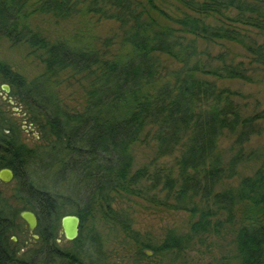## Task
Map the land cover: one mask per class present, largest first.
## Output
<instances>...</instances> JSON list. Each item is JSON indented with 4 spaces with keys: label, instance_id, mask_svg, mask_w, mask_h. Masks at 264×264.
<instances>
[{
    "label": "trees",
    "instance_id": "16d2710c",
    "mask_svg": "<svg viewBox=\"0 0 264 264\" xmlns=\"http://www.w3.org/2000/svg\"><path fill=\"white\" fill-rule=\"evenodd\" d=\"M167 2L180 4L182 16L170 17L160 7ZM81 12L117 21L131 53L106 59L95 49L50 42L28 25L37 13L68 18ZM152 13L176 27L159 24ZM186 36L194 39L187 41ZM0 37L15 46L28 45L44 60L41 81L62 72L91 79L84 111L69 113L45 86L28 85L0 61V74L20 102L37 119H45L42 133L48 141L29 148L13 127L0 124V171L14 172L20 200L38 217L35 235L40 244L30 254L17 251L13 237L20 239L22 218L0 192V264H35L38 256L51 264L66 257L56 239L60 217L77 215L82 227L94 210L111 211L115 197L122 194L154 202L165 194L166 207L200 215L191 228L196 237L209 231L216 216L226 215L233 223L242 207L244 219L237 232L241 264H264V165L239 187L217 191L249 158L243 147L261 133L262 119L259 114L244 115L240 94L220 88L217 81H250V76L243 62L228 63L226 52L212 56L199 51L195 40L238 44L252 64L264 69V40H258L264 38V0H0ZM163 57L181 66L171 69ZM226 132L235 137L236 150L228 161L218 143ZM142 137L155 142L156 163L173 158V164L153 163L134 171L131 147ZM35 164L66 191L36 184L26 175ZM188 242L190 237L170 234L151 250H182Z\"/></svg>",
    "mask_w": 264,
    "mask_h": 264
},
{
    "label": "rangeland",
    "instance_id": "374dc122",
    "mask_svg": "<svg viewBox=\"0 0 264 264\" xmlns=\"http://www.w3.org/2000/svg\"><path fill=\"white\" fill-rule=\"evenodd\" d=\"M38 1L40 0H32V4ZM160 7L170 17L182 16L183 7L178 3L167 2L160 4ZM152 16L163 26L176 27L170 19L158 13H152ZM28 25L50 42H66L83 49H95L106 59L124 58L132 51V47L123 41L120 24L97 15L81 12L68 18H57L37 13L30 16ZM247 34L254 37L252 33ZM186 38L187 41L194 39L192 36ZM195 40L199 51H207L212 56L226 52L228 63H244L250 81L228 79L217 81V84L220 88L240 94L238 103L243 107L244 115L259 114L262 117L259 121L261 133L254 135L243 147L245 156L249 158L239 165L237 175L224 180L217 191L237 188L243 178L254 176L264 165V69L252 64L248 53L238 44L227 41L211 44L201 39ZM258 40L263 41L264 38ZM0 61L7 64L13 72L20 74L28 85L36 83L38 86H45L48 95L51 94L56 99L64 112L84 111L91 88V79L85 75L62 72L49 80L41 81L40 79L46 75L44 60L38 54H32L28 45L15 46L2 37ZM163 62L171 69H179L181 66L168 57H163ZM5 87L9 88V92L5 91ZM14 93L13 88L0 74V124H5L7 128L13 127L18 132L21 142L27 147L40 148L48 143L42 133V125L47 123L43 117L37 119L30 113L27 106L20 102L18 95ZM31 119H35V123H32ZM48 130L47 126L46 131ZM234 140L235 137L228 132L219 139V151L226 161L236 152L233 150ZM131 153L134 158V171L153 163L164 162L172 165L174 161L173 158H165L156 163V144L151 138L146 137H142L131 147ZM36 165L26 173L36 184H46L49 189L58 192L66 191L65 185L56 183L50 173L47 174ZM0 192L20 215L23 211H31L25 207L23 200H20L17 180L14 179L10 183L0 181ZM164 197L165 194H160L154 202L144 196L127 194L116 196L111 211L96 209L87 217L80 229L78 241L77 239L68 241L64 237L61 216L56 239L66 257L54 258L51 264H241L237 232L244 219L242 207L237 209L233 223L227 222L226 215L216 216L212 219L209 231L196 237L192 234L191 228L199 220L200 215L170 209L162 204ZM218 221L220 225L216 227ZM18 225L20 239L13 237L15 248L24 255L36 252L40 247L37 242L39 237L35 238L37 236L35 232H30L22 219ZM170 234L185 239L190 237V242L182 250L161 253L151 250L163 244ZM35 264H47L46 259L35 257Z\"/></svg>",
    "mask_w": 264,
    "mask_h": 264
},
{
    "label": "water",
    "instance_id": "95a60500",
    "mask_svg": "<svg viewBox=\"0 0 264 264\" xmlns=\"http://www.w3.org/2000/svg\"><path fill=\"white\" fill-rule=\"evenodd\" d=\"M9 92V88H4ZM15 174L11 169H2L0 171V181L3 183H10L14 180ZM22 220L26 223L30 232H35L38 228L39 220L33 211H23L21 213ZM61 227L64 237L68 241H75L80 235L81 219L77 215H66L61 220ZM38 236H35V238Z\"/></svg>",
    "mask_w": 264,
    "mask_h": 264
},
{
    "label": "bare ground",
    "instance_id": "6f19581e",
    "mask_svg": "<svg viewBox=\"0 0 264 264\" xmlns=\"http://www.w3.org/2000/svg\"><path fill=\"white\" fill-rule=\"evenodd\" d=\"M35 234V233H34Z\"/></svg>",
    "mask_w": 264,
    "mask_h": 264
}]
</instances>
